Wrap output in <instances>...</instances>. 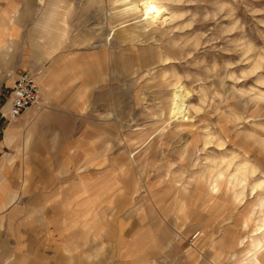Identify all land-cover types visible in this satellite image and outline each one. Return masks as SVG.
I'll return each mask as SVG.
<instances>
[{"label":"rangeland","instance_id":"374dc122","mask_svg":"<svg viewBox=\"0 0 264 264\" xmlns=\"http://www.w3.org/2000/svg\"><path fill=\"white\" fill-rule=\"evenodd\" d=\"M3 15L0 141L25 155L6 156L0 264H220L196 250L205 227L229 232L226 264H264V0H97V43H61L79 53L40 81ZM18 63L40 97L11 119Z\"/></svg>","mask_w":264,"mask_h":264},{"label":"crops","instance_id":"0c3cea01","mask_svg":"<svg viewBox=\"0 0 264 264\" xmlns=\"http://www.w3.org/2000/svg\"><path fill=\"white\" fill-rule=\"evenodd\" d=\"M74 12H76L75 15H72ZM0 13H4L3 19L5 23L1 26V33H4L2 35L5 38L16 39L20 37L22 42L38 44L35 48L37 50L36 55H33V62L30 65V72L32 71L31 73L36 75L38 81L44 79L46 74L49 73L48 69L50 67H45V61L49 59L56 60L58 57H62V53H64V56L68 54L69 59L74 58L73 56L75 55L73 54L79 53L73 51L60 53L61 43H97V0H0ZM35 18L37 19L36 25L33 24L35 23ZM74 19H78L80 23L79 31L75 36H80L82 39L63 40L70 25L69 21ZM45 36H49L48 39ZM41 46L43 47L42 49ZM51 48L53 50L50 52L49 49ZM13 70L17 72V75L22 71H26L23 63L15 64ZM9 128L7 127L5 134ZM10 135V139L15 137L13 133ZM26 142L28 145L29 141L27 140ZM11 144L16 146L15 142ZM11 147L4 136V139L0 141V220L4 219L8 205L11 203L16 204L17 193L21 188L20 179L16 183V179L9 173L14 168L12 163L8 162L9 164H6V156L13 155L16 156L15 160L18 158L22 160L25 151L19 152ZM8 149H13L14 151L9 153ZM11 198H13V201ZM16 207L15 211L18 210V206L14 208ZM161 218L165 219V216L159 215L157 226L154 222L148 225V232L152 234V237H159L157 238L158 254L165 251L163 249L164 245L161 244L162 242L160 243V236L166 235ZM178 225L180 226L181 222L175 224V229H179ZM204 229V237L196 244V250L201 252V255L203 254L204 259H214L220 264H226L232 254V250H230V246L228 247L227 243L229 232H225L226 229L224 230L223 228L214 230L213 227L211 230L205 227ZM242 230L245 232V227H242ZM241 235H245V233ZM154 252L155 250L152 251V254ZM188 255L192 254L188 252ZM150 257L152 256L150 255L148 259Z\"/></svg>","mask_w":264,"mask_h":264},{"label":"built area","instance_id":"2783aa9c","mask_svg":"<svg viewBox=\"0 0 264 264\" xmlns=\"http://www.w3.org/2000/svg\"><path fill=\"white\" fill-rule=\"evenodd\" d=\"M39 97L40 90L36 77L26 72L19 74L11 91L9 117L17 119L27 108L38 103Z\"/></svg>","mask_w":264,"mask_h":264},{"label":"bare ground","instance_id":"6f19581e","mask_svg":"<svg viewBox=\"0 0 264 264\" xmlns=\"http://www.w3.org/2000/svg\"><path fill=\"white\" fill-rule=\"evenodd\" d=\"M180 107L182 108L183 107V104H180ZM257 244V243H256ZM261 244V243H260ZM259 247V246H258ZM258 252V251H257Z\"/></svg>","mask_w":264,"mask_h":264}]
</instances>
